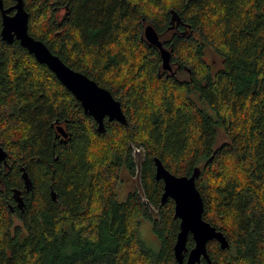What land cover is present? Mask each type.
<instances>
[{"label":"trees","instance_id":"trees-1","mask_svg":"<svg viewBox=\"0 0 264 264\" xmlns=\"http://www.w3.org/2000/svg\"><path fill=\"white\" fill-rule=\"evenodd\" d=\"M24 1L30 34L109 90L127 124L105 118L99 132L45 64L1 38L0 11V264H178L155 158L175 175L199 167L203 218L229 242L207 243L212 264H264V0ZM124 172L140 188L119 200ZM144 219L156 251L140 239Z\"/></svg>","mask_w":264,"mask_h":264},{"label":"water","instance_id":"water-1","mask_svg":"<svg viewBox=\"0 0 264 264\" xmlns=\"http://www.w3.org/2000/svg\"><path fill=\"white\" fill-rule=\"evenodd\" d=\"M0 11L2 15L1 38L8 43L18 40L39 63L45 64L80 101L85 113L95 119L99 132L105 131V118L109 121L127 124L120 101L115 99L109 90L84 72L69 66L61 57L52 52L46 43L30 34V14L26 10L24 0H15V4L10 7H5L4 0H0ZM143 36L148 43L159 49L162 68L171 71L169 51L163 47L159 35L150 23L144 26ZM58 131L64 137L67 136L63 127L59 126ZM154 164V177L163 183L161 203L171 198L174 201V218L179 220V230L173 245L176 262L196 264L204 259L206 264H212L207 252V243L210 240H216L220 248L224 249L228 247L229 242L222 231L203 218V200L196 186L199 167H195L192 174L187 176L171 173L158 158L154 159ZM2 165L7 166V151L0 143V171ZM23 178L27 190L32 189V181L26 171L23 173ZM14 196L17 206L23 208L25 202L21 192L16 190ZM52 196L56 199L54 190H52ZM188 234H191L194 246L187 251Z\"/></svg>","mask_w":264,"mask_h":264},{"label":"rangeland","instance_id":"rangeland-1","mask_svg":"<svg viewBox=\"0 0 264 264\" xmlns=\"http://www.w3.org/2000/svg\"><path fill=\"white\" fill-rule=\"evenodd\" d=\"M121 176L123 180H121L117 186V198L119 200H124L128 191L135 187L140 188V183L138 173L134 176H130L128 173L124 172ZM139 236L145 247L153 251L159 248V243L153 234L150 221L145 219L140 221Z\"/></svg>","mask_w":264,"mask_h":264}]
</instances>
